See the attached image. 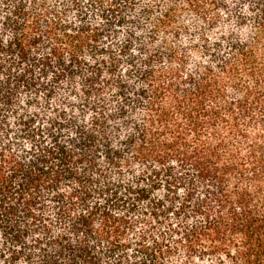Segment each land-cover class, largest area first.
Wrapping results in <instances>:
<instances>
[{
  "label": "trees",
  "instance_id": "trees-1",
  "mask_svg": "<svg viewBox=\"0 0 264 264\" xmlns=\"http://www.w3.org/2000/svg\"><path fill=\"white\" fill-rule=\"evenodd\" d=\"M0 264H264V0H0Z\"/></svg>",
  "mask_w": 264,
  "mask_h": 264
}]
</instances>
